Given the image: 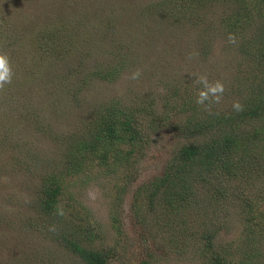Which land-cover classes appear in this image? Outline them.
Returning a JSON list of instances; mask_svg holds the SVG:
<instances>
[{"label": "rangeland", "instance_id": "rangeland-1", "mask_svg": "<svg viewBox=\"0 0 264 264\" xmlns=\"http://www.w3.org/2000/svg\"><path fill=\"white\" fill-rule=\"evenodd\" d=\"M161 1L0 0V54L9 57L13 71L11 83L0 88V264H79L56 238L45 236L44 219L35 213L34 201L40 178L61 168L68 141L85 136L100 102L114 96L142 102L154 98L157 106L172 84L183 90L189 78L206 76L209 84L220 83L224 89L218 103L209 100L212 110L235 105L238 97L231 82L241 58L219 32L221 3L205 6L199 0L187 6L191 0H167V20L154 8ZM115 65L122 70L113 80L97 76L96 71H111ZM134 72L140 75L131 79ZM158 106L153 116L138 122L151 139L141 154L134 153V174L121 188L117 212L122 234H115L108 220L120 169L97 173L90 180L80 173L66 178V198L89 211L99 238L95 247L112 255L108 264H200L195 249L203 231H217L224 245L240 236L241 245L247 241L240 210L228 215L230 207L224 212L207 197L181 217L160 205L148 210V196L140 186L162 174L185 142L179 129L191 115L174 106L169 120L155 119L165 110ZM29 223L34 228L27 227ZM255 238L254 248L264 254V234ZM258 260L264 263V256Z\"/></svg>", "mask_w": 264, "mask_h": 264}, {"label": "trees", "instance_id": "trees-1", "mask_svg": "<svg viewBox=\"0 0 264 264\" xmlns=\"http://www.w3.org/2000/svg\"><path fill=\"white\" fill-rule=\"evenodd\" d=\"M166 1L156 3L154 8L164 14L162 17L171 20L170 15H166L167 8L164 9ZM197 1L191 0L184 5L190 6ZM204 1L205 6L214 1L221 3L219 29L222 31L219 32L230 44L228 46H234L240 55L241 60L234 66L237 68L234 82H231L232 93L238 97L235 104L240 108L237 110L232 105L217 112L212 110L209 101L206 106L198 105L196 96L202 85L196 78H189L183 90L172 84L157 106L154 98H145L142 102L114 96L100 102L85 127V136L68 141L61 168L50 170L53 172L48 171L40 178L34 201L35 213L44 219L45 236L56 238L79 264H108L112 255L106 249L95 247L99 238L90 224L89 211L74 198H66L65 193L70 188L65 183L69 181L66 178L71 175L73 179L80 173L84 180H90L97 173H113L120 169L108 220L114 233L122 234L117 212L123 193L121 188L134 174L133 168L138 161L134 160V153L141 154L151 139L147 132L138 128V122L141 117L153 116L158 105L165 110L155 119L169 120L177 106L191 115L185 127H176L185 133V142L175 149L162 174L140 186L144 197L148 196V210L156 211V206L160 205L164 211L181 217L206 197L212 206L221 205L224 212L230 207L228 215L240 210L241 222L247 225L245 232L247 229L249 232L245 234L247 241L241 245L240 236L233 241L238 243L237 247H233V243L224 245L218 242L217 231H203L195 249L196 260L200 264H264L257 261L264 254L254 248L258 243L256 235L264 234V0ZM193 20L194 17L191 22ZM230 35L235 37V43L229 42ZM0 40L4 38L0 36ZM121 70L115 65L111 71L102 73L100 70L96 74L101 79L113 80ZM153 134L154 130H150V135ZM119 186L120 189L115 190ZM34 219L31 218L32 223ZM27 227L34 228L31 223ZM50 227L56 231L49 233Z\"/></svg>", "mask_w": 264, "mask_h": 264}, {"label": "clouds", "instance_id": "clouds-1", "mask_svg": "<svg viewBox=\"0 0 264 264\" xmlns=\"http://www.w3.org/2000/svg\"><path fill=\"white\" fill-rule=\"evenodd\" d=\"M229 42L235 43V37L229 36ZM140 75L139 72H134L131 76V79H136ZM13 78V71L10 63V59L6 54H0V88L5 84H10ZM197 83L202 85V89L198 91L196 96V103L198 105H205L206 102L210 99L213 102L218 103L223 94V85L220 83L209 84L206 76H200L197 79ZM234 107L239 110L240 105L237 103Z\"/></svg>", "mask_w": 264, "mask_h": 264}, {"label": "bare ground", "instance_id": "bare-ground-1", "mask_svg": "<svg viewBox=\"0 0 264 264\" xmlns=\"http://www.w3.org/2000/svg\"><path fill=\"white\" fill-rule=\"evenodd\" d=\"M160 20V19H159ZM70 21V20H69ZM116 23V22H115ZM26 26V25H25ZM172 26V25H171ZM122 27V26H121ZM40 30V29H39ZM68 30V29H67ZM72 30V29H71ZM174 31V30H173ZM50 32V31H49ZM116 33V32H115ZM125 33V32H124ZM124 35V34H123ZM167 35V34H166ZM79 36V35H78ZM126 37V36H125ZM28 38V37H27ZM36 38V37H35ZM69 38V37H68ZM112 38V37H111ZM127 38V37H126ZM171 39V38H170ZM102 40V39H101ZM129 40V39H128ZM27 41V40H26ZM121 41V40H120ZM25 42V41H24ZM166 42V41H165ZM175 42V41H174ZM47 44V43H46ZM40 45V44H39ZM110 49V48H109ZM120 49V48H119ZM41 50V49H40ZM115 51V50H114ZM42 53V52H41ZM58 63V62H57ZM75 71V70H74ZM76 74V73H74ZM66 78V77H65ZM73 81V80H72ZM161 81V80H160ZM167 83V82H166ZM62 91V90H61ZM125 93V92H124ZM71 98V97H70ZM108 100V99H107ZM110 100V99H109ZM44 109V108H43ZM41 110V109H40ZM52 110V109H51ZM61 111V110H60ZM4 112V111H3ZM53 112V111H52ZM57 116V115H56ZM9 117V116H8ZM15 117V116H14ZM65 118V117H64ZM22 119V118H21ZM16 121V120H15ZM57 121V120H56ZM29 125V124H28ZM15 126V125H14ZM17 126V125H16ZM28 130V129H27ZM41 134V133H40ZM44 134V133H43ZM36 136V135H35ZM38 138V137H37ZM7 144V143H6ZM40 152V151H39ZM36 154V153H35ZM17 155V154H16ZM37 157V156H36ZM35 159V158H34ZM56 159V158H54ZM2 166V165H1ZM39 166V165H38ZM43 170V169H42ZM4 183V182H3ZM16 184V183H15ZM36 185V184H35ZM11 187V186H10ZM2 189V188H1ZM6 196V195H5ZM2 197V196H1ZM22 197V196H21ZM21 208V207H20ZM23 216V215H22Z\"/></svg>", "mask_w": 264, "mask_h": 264}]
</instances>
